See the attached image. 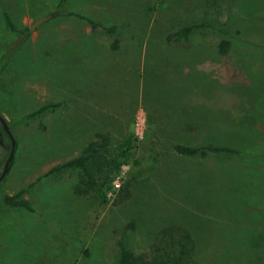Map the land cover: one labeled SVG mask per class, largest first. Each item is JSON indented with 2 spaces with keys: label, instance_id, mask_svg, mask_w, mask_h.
<instances>
[{
  "label": "rangeland",
  "instance_id": "1",
  "mask_svg": "<svg viewBox=\"0 0 264 264\" xmlns=\"http://www.w3.org/2000/svg\"><path fill=\"white\" fill-rule=\"evenodd\" d=\"M60 1L0 0V58L11 51L0 115L16 141L0 184V264H120L125 229L131 250L160 254L187 233L193 264H264V0H66L64 14ZM197 23L229 35L167 42ZM104 139L108 200L75 193L79 169L43 177ZM177 144L238 153L187 158ZM9 153L0 124V174ZM22 191L32 212L2 201Z\"/></svg>",
  "mask_w": 264,
  "mask_h": 264
},
{
  "label": "trees",
  "instance_id": "2",
  "mask_svg": "<svg viewBox=\"0 0 264 264\" xmlns=\"http://www.w3.org/2000/svg\"><path fill=\"white\" fill-rule=\"evenodd\" d=\"M66 0H61L58 5V10L62 12V8L65 4ZM75 16L78 19L86 20L92 27H99L97 22L84 17L80 14H66ZM5 21L13 33H16L18 38L23 42L27 41L30 34L29 28H18L10 15L5 14ZM104 27V26H103ZM106 32L109 34H116V28H108L104 27ZM219 30L223 35H229L226 29H219L214 24L208 23H197L187 27L180 29L174 33H171L166 38L167 42L177 44L180 41H184L186 43L190 42L192 36L203 30ZM118 45V43L116 42ZM116 45V47H117ZM231 46V42L227 39L222 40L220 44V50L222 53H227ZM11 51L8 50L2 57L0 58V71L5 67L8 59L10 58ZM49 106H46L37 112L33 113L30 117H37L42 115L48 110ZM1 124V123H0ZM1 131L7 141L9 149H11V139L6 134L4 128L1 125ZM106 140L104 139L102 142H91L88 147L84 150L83 154L78 158L68 161L62 165H59L49 172H47L43 177H49L54 175L55 173L60 172L61 170L67 169H79L80 170V178L78 182V186L76 187L75 193L79 196L89 195L91 192L95 190H103V197L105 200H108V193L114 190L113 180L111 176L113 174V169L115 167V162L113 158L111 159L110 154L105 149ZM174 150L177 155L187 158H195V157H206L208 155H225V154H237L238 152L221 146L214 145H204V146H193L186 144H177L174 146ZM125 162H120L115 169V173H118ZM13 161L10 165L9 172L12 169ZM1 175V174H0ZM42 177V178H43ZM41 179V178H40ZM39 179V180H40ZM115 191V190H114ZM24 191L19 192L16 195H1L2 201L5 205L17 208L24 209L32 212L33 209L31 207L30 202L23 197ZM117 196L121 200H125L130 196V192L128 187L123 186L118 193ZM130 228L132 226H129ZM128 230L125 229L121 238L119 240V250H120V264H193L191 253L187 252L186 249V240L189 241L190 237L187 233H184V242L175 241L171 247L165 249L160 254H148L144 249L139 250H131L125 244Z\"/></svg>",
  "mask_w": 264,
  "mask_h": 264
},
{
  "label": "water",
  "instance_id": "3",
  "mask_svg": "<svg viewBox=\"0 0 264 264\" xmlns=\"http://www.w3.org/2000/svg\"><path fill=\"white\" fill-rule=\"evenodd\" d=\"M59 15V11L52 13L46 17L40 18L39 20H37L35 22V24L33 25L32 29L34 30L37 26H39L41 23L46 22L48 20H50L51 18L58 16ZM0 123L2 125V127L4 128L6 134L10 137L11 139V149H10V153L9 156L5 162L4 165V169L0 175V184L3 182V180L5 179V177L7 176V174L9 173V169H10V165L14 159L15 156V151H16V141L15 138L10 130L9 124L7 122V120L0 115Z\"/></svg>",
  "mask_w": 264,
  "mask_h": 264
},
{
  "label": "built area",
  "instance_id": "4",
  "mask_svg": "<svg viewBox=\"0 0 264 264\" xmlns=\"http://www.w3.org/2000/svg\"><path fill=\"white\" fill-rule=\"evenodd\" d=\"M141 118H142L143 120H141L140 122H143V125H141L140 122H138L137 125H138L139 128H143V130H144V129H145V127H144V125H145V124H144L145 117L141 116ZM138 120H139V118H138ZM145 122H146V120H145ZM139 125H141V126H139ZM140 131H141V130H138V131H137V135H139V136L142 135V134H140Z\"/></svg>",
  "mask_w": 264,
  "mask_h": 264
}]
</instances>
